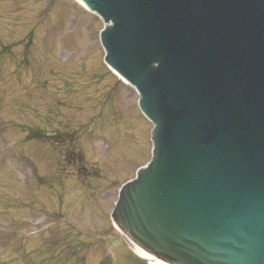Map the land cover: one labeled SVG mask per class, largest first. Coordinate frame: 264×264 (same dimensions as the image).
<instances>
[{
	"label": "water",
	"instance_id": "obj_1",
	"mask_svg": "<svg viewBox=\"0 0 264 264\" xmlns=\"http://www.w3.org/2000/svg\"><path fill=\"white\" fill-rule=\"evenodd\" d=\"M80 2L153 125L111 214L125 240L163 264H264V0Z\"/></svg>",
	"mask_w": 264,
	"mask_h": 264
},
{
	"label": "rangeland",
	"instance_id": "obj_2",
	"mask_svg": "<svg viewBox=\"0 0 264 264\" xmlns=\"http://www.w3.org/2000/svg\"><path fill=\"white\" fill-rule=\"evenodd\" d=\"M101 29L73 0H0V264H107L109 242L128 247L108 217L151 126L104 66Z\"/></svg>",
	"mask_w": 264,
	"mask_h": 264
},
{
	"label": "bare ground",
	"instance_id": "obj_3",
	"mask_svg": "<svg viewBox=\"0 0 264 264\" xmlns=\"http://www.w3.org/2000/svg\"><path fill=\"white\" fill-rule=\"evenodd\" d=\"M74 2H76L84 11H86L83 7V5L80 3L79 0H73ZM115 230L118 232V228L115 226ZM119 233V232H118ZM134 253L137 257H139L141 260H143L146 264H163L159 261H156L155 259H153L152 257L148 256L147 254H145L144 252H142L139 249H136L134 247Z\"/></svg>",
	"mask_w": 264,
	"mask_h": 264
},
{
	"label": "flooded vegetation",
	"instance_id": "obj_4",
	"mask_svg": "<svg viewBox=\"0 0 264 264\" xmlns=\"http://www.w3.org/2000/svg\"><path fill=\"white\" fill-rule=\"evenodd\" d=\"M109 247L108 248H105V252L107 253V264H113V260H110L109 257L112 256V252H123V250H119V249H115L111 242H109Z\"/></svg>",
	"mask_w": 264,
	"mask_h": 264
}]
</instances>
